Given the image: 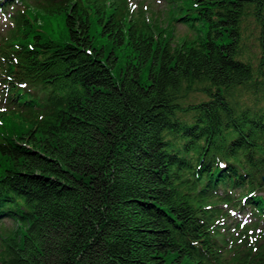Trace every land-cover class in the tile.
<instances>
[{
  "label": "trees",
  "instance_id": "16d2710c",
  "mask_svg": "<svg viewBox=\"0 0 264 264\" xmlns=\"http://www.w3.org/2000/svg\"><path fill=\"white\" fill-rule=\"evenodd\" d=\"M45 1L0 0L33 42L0 27V264H264V0H173L200 26L175 43L125 0H86L109 49L81 0L51 9L59 38L10 13ZM54 77L47 106L26 93ZM241 201L263 225L230 219Z\"/></svg>",
  "mask_w": 264,
  "mask_h": 264
},
{
  "label": "rangeland",
  "instance_id": "374dc122",
  "mask_svg": "<svg viewBox=\"0 0 264 264\" xmlns=\"http://www.w3.org/2000/svg\"><path fill=\"white\" fill-rule=\"evenodd\" d=\"M154 2L157 3L155 5L161 6V4H160V2L158 0H154ZM52 16H53L52 13H50L49 16L46 19H44L43 21L42 20H38V23L40 25H42L47 30H53V31H55L54 27H56L58 29H61L62 26H63V24H64V22H63V16L62 15H59L54 20L52 19ZM91 17H92V19L94 21L96 20L95 19V16H93V14H91ZM164 17H166V13H164ZM174 28H176L175 29L176 35L182 34L187 29L186 26H185V24H183L182 22H177L176 25H174ZM91 33H92V37H93V40H94V44L97 47L105 46L106 49L111 48V47H109L110 46L109 45V42L104 39L103 34L99 33L97 28H93L92 27L91 28ZM257 33H258V30H255L254 33L251 35V40L252 41H256L255 36L257 35ZM53 34H54V32H53ZM192 96H194L198 100L202 98L201 93H199V92L198 93L196 92Z\"/></svg>",
  "mask_w": 264,
  "mask_h": 264
},
{
  "label": "bare ground",
  "instance_id": "6f19581e",
  "mask_svg": "<svg viewBox=\"0 0 264 264\" xmlns=\"http://www.w3.org/2000/svg\"><path fill=\"white\" fill-rule=\"evenodd\" d=\"M224 160V159H223ZM226 160V159H225ZM216 163V162H215ZM211 169V168H210Z\"/></svg>",
  "mask_w": 264,
  "mask_h": 264
},
{
  "label": "water",
  "instance_id": "95a60500",
  "mask_svg": "<svg viewBox=\"0 0 264 264\" xmlns=\"http://www.w3.org/2000/svg\"><path fill=\"white\" fill-rule=\"evenodd\" d=\"M264 176V175H263ZM263 179H264V177H263Z\"/></svg>",
  "mask_w": 264,
  "mask_h": 264
}]
</instances>
